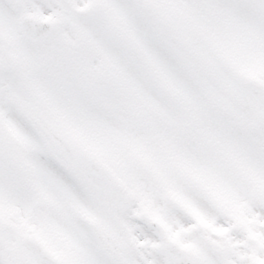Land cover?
Listing matches in <instances>:
<instances>
[{"label": "snow or ice", "instance_id": "1", "mask_svg": "<svg viewBox=\"0 0 264 264\" xmlns=\"http://www.w3.org/2000/svg\"><path fill=\"white\" fill-rule=\"evenodd\" d=\"M0 264H264V0H0Z\"/></svg>", "mask_w": 264, "mask_h": 264}]
</instances>
